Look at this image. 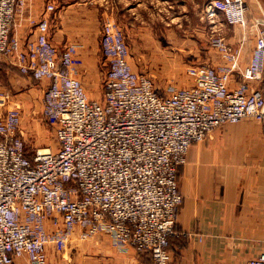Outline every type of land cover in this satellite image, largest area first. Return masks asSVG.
Here are the masks:
<instances>
[{"label": "built area", "instance_id": "2783aa9c", "mask_svg": "<svg viewBox=\"0 0 264 264\" xmlns=\"http://www.w3.org/2000/svg\"><path fill=\"white\" fill-rule=\"evenodd\" d=\"M23 5L0 0V54L43 86L42 116L56 147L29 154L20 110L4 108L7 92L0 86V264H49V253L64 258L70 245L98 234L120 251L171 264L169 239L182 203L177 177L190 145L245 118L258 121L264 137V27L238 85L229 86V78L239 49L215 27L210 45L224 61L190 65L188 84L169 82L160 93L137 71L123 29L106 14L97 96L79 77L76 37L59 32L51 39L45 16L31 21L35 36L23 43L10 33ZM205 11L219 12L228 25L243 24L246 2L208 0ZM245 264H264V249Z\"/></svg>", "mask_w": 264, "mask_h": 264}, {"label": "crops", "instance_id": "0c3cea01", "mask_svg": "<svg viewBox=\"0 0 264 264\" xmlns=\"http://www.w3.org/2000/svg\"><path fill=\"white\" fill-rule=\"evenodd\" d=\"M151 1L154 3L147 7L146 0H119V20L131 25L138 39L161 38L158 32H147L149 26H140V23H148L147 15L152 18L150 23L161 25L164 38L182 39L175 25L190 22L191 8L200 7L198 16L205 25L198 33L202 44L193 49L196 54L193 64L216 65L224 61L208 44V29L217 27L225 41L239 49L229 86L239 84L257 30L264 27V0H245L246 19L237 25L226 24L219 12L208 14L205 11L208 0ZM47 3H53L54 10L47 11ZM105 9L95 0H24L15 14L10 33L23 43L35 36L36 28L31 21L47 17L51 39L54 33L60 32L82 43L79 77L86 88H98L104 67L97 23ZM189 34L183 33L186 38ZM1 74L14 89L19 86L31 91L35 83L0 54ZM262 83L264 87V75ZM7 92L10 97L7 93L6 101L21 99L18 94ZM177 182L182 203L175 234L170 237L174 256L171 264H224L227 261L245 264L248 258L264 249V137L258 121L247 118L225 123L211 131L204 141L192 143L185 163L179 167Z\"/></svg>", "mask_w": 264, "mask_h": 264}, {"label": "rangeland", "instance_id": "374dc122", "mask_svg": "<svg viewBox=\"0 0 264 264\" xmlns=\"http://www.w3.org/2000/svg\"><path fill=\"white\" fill-rule=\"evenodd\" d=\"M95 2L101 7L107 8L105 12L104 10L101 11V20H99V24L97 23V28L101 27L102 18L106 14L112 15L116 19L123 29L133 59L136 62L137 71H141L150 76L160 93L163 91V87L169 82L177 86L189 83L186 69L190 65H195L192 62V59L196 55L193 49L202 44L198 33L203 30V26L205 25L203 20L198 16L200 7L193 6L191 8L192 15L189 18L190 22H178L175 25V30L181 32L180 36L182 39L164 38L165 35L161 34L163 31L161 25L150 23L152 18L146 15V19L149 20L148 23L146 25L145 23H140V26H149L147 32H152L153 34L158 32L161 38L156 37L154 40H141L133 35L134 31L132 32L131 25L126 24V22L122 23L119 20V0H95ZM153 3L151 0H146L147 7ZM141 10L150 11L149 9ZM211 30L212 27L208 29L209 45L212 34ZM186 31L190 33L187 38L183 35ZM140 65L142 68H146L148 72L140 70ZM34 81L35 83L31 91H28L26 88H19V86L14 89L8 84L5 76L0 75V86L6 92L9 90L11 95L18 94L21 96V99L15 102L8 98L4 108L17 107L20 110L24 141L29 154L37 148L56 147L53 128L42 116L43 86L37 83L36 80ZM92 90L98 96L101 92V86L99 85L98 88H93ZM109 238L108 235L98 234L87 240L78 242L75 246L70 245L66 249L64 258L61 259L54 257V253H49V264H151L149 257L138 255L132 249L127 251L116 249Z\"/></svg>", "mask_w": 264, "mask_h": 264}, {"label": "trees", "instance_id": "16d2710c", "mask_svg": "<svg viewBox=\"0 0 264 264\" xmlns=\"http://www.w3.org/2000/svg\"><path fill=\"white\" fill-rule=\"evenodd\" d=\"M18 71H19V70H18ZM168 248H170V239H169V245H168ZM137 254H138V255H145V256L149 257V259H150V261H151V264H153V263H152V259H151L150 255H149L147 252H137Z\"/></svg>", "mask_w": 264, "mask_h": 264}]
</instances>
